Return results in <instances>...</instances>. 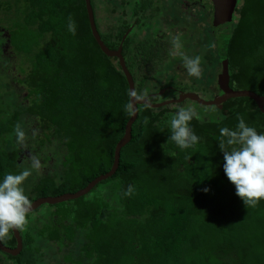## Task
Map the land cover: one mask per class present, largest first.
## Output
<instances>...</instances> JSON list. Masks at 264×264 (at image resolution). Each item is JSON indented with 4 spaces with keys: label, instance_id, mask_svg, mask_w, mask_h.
Here are the masks:
<instances>
[{
    "label": "trees",
    "instance_id": "1",
    "mask_svg": "<svg viewBox=\"0 0 264 264\" xmlns=\"http://www.w3.org/2000/svg\"><path fill=\"white\" fill-rule=\"evenodd\" d=\"M90 4L103 44L111 50L121 47L136 97L159 103L170 93L175 98L193 91L209 99L221 93L216 74L209 78L207 72V89L179 77L151 86L173 58L172 44L159 38L138 41L139 21L131 27V11L123 20L119 0H106L109 7L102 9L110 16L103 23L98 16L103 2ZM0 12L1 51L5 41L28 63L26 76L19 80L26 88V111L66 151L61 178L47 175L25 194L32 202L74 193L111 167L130 116L125 77L117 59L105 56L94 41L83 0H0ZM69 15L74 34L67 31ZM210 32L215 55L206 56V62L221 66L226 60L229 88L264 97V0H236L230 22L211 26ZM17 70L24 72L21 65ZM180 106H137L131 138L120 149L115 173L82 197L27 213L26 225L17 228L22 248L15 256L0 251L4 263L45 264L46 257L62 253L64 264H264V200L251 207L234 194L217 147L219 128H235L237 116L264 132V112L246 97L210 106L214 115L203 113L189 122L199 141L180 149L167 139L168 121ZM18 113L0 120V177L19 172L24 144L5 147ZM129 185L133 190L125 195ZM0 242L15 247L11 230Z\"/></svg>",
    "mask_w": 264,
    "mask_h": 264
},
{
    "label": "rangeland",
    "instance_id": "2",
    "mask_svg": "<svg viewBox=\"0 0 264 264\" xmlns=\"http://www.w3.org/2000/svg\"><path fill=\"white\" fill-rule=\"evenodd\" d=\"M100 1H102L103 4H100L101 9L98 12V16L101 17L100 22L103 23L105 18L110 16V13H107L102 9L103 5L107 6L105 8L109 7L106 4V0ZM109 1L116 2L118 0ZM177 7L176 3L173 2L169 8L175 10ZM116 12H118V10ZM176 13H173L172 16H174V18L172 19H169V14L162 16L159 15L157 22L154 21L155 19L151 22V24L156 23L152 30L155 31L157 38L163 39L172 44L173 37H179L181 48L179 49L178 54H171L173 58H168L169 61L167 60V65L161 68L164 72L160 73L161 75L159 77H155L151 80L150 84L151 86L156 87L160 85L163 80L169 81L174 77H179L185 82L194 83L195 86H198L199 88H210L211 84H208L207 81L204 80V73L207 72L208 77L210 78V76L218 74L220 71V65L217 62L213 61L209 64L210 60H207V62L205 60L206 56L209 58V56L213 57L215 55L213 38L209 36L211 35L210 16L205 14L198 18L197 14L194 13L193 16L183 19L180 14ZM2 17L3 15L0 12V18ZM148 24L149 22L144 24L142 29L148 28ZM2 43V51L0 48V120H7L14 112H20L18 113L19 117L15 128L5 137V147L10 150L14 146V143H16L15 129L19 126L25 133L23 148L20 145L18 146L21 147L20 150L23 151L22 154H19V171L25 168H31L33 158H36L40 165L38 169L31 168V175H29L22 183L24 192L28 194L30 189L47 175L54 177L56 180L61 178L63 171L65 170L61 165V161L63 155L66 154V151L62 143L53 137L51 130L40 125L34 116H29L27 113L26 108L29 105V102L28 100L23 99L26 93V88L23 83H19V80L26 76L25 72H27L28 68L27 60L23 55L15 54L5 41ZM170 50L172 52V46ZM184 56L200 57L201 72L199 76H190L187 73L183 63ZM169 62L171 63V66ZM208 64L209 66L204 69ZM19 65L24 68V72L21 74L17 70ZM213 91L216 92V90ZM158 92H160V90ZM194 93L204 100H210L205 94L200 95L198 92ZM175 98H177V96ZM170 99H173L171 93L168 94V99L166 100ZM180 104L186 107L190 106L199 117L202 116L203 113H207L208 115L215 114L214 109L209 110L210 106H202L190 100H184L183 102H180ZM41 213L42 210H39L37 215H40ZM78 243L80 244V241H78ZM40 244L43 248L46 246L42 242H40ZM52 249L54 250V248ZM62 252L65 255L67 250H63ZM52 253L54 254L55 251H52ZM3 255L4 254L0 253V264H8L4 263L5 258ZM45 261V264H54L55 261L59 264H64L62 261V253L56 254L52 257L48 256L45 258Z\"/></svg>",
    "mask_w": 264,
    "mask_h": 264
},
{
    "label": "clouds",
    "instance_id": "3",
    "mask_svg": "<svg viewBox=\"0 0 264 264\" xmlns=\"http://www.w3.org/2000/svg\"><path fill=\"white\" fill-rule=\"evenodd\" d=\"M67 31L75 33V23L69 15ZM181 48L179 37L172 39V52L178 54ZM183 63L190 76H199L201 72L199 56H184ZM198 118L190 106L177 107L168 121V137L178 148L186 149L195 145L198 137L191 129L190 121ZM25 133L19 126L15 129L16 142L24 143ZM217 147L222 153V171L226 179L234 186V194L244 205L254 207L264 200V132L257 130L237 116L235 128H219ZM39 161L32 159L31 168L38 169ZM31 168L17 173H5L0 177V239L7 237L11 229L22 228L27 223V213L31 201L22 187L23 181L31 175ZM129 185L125 195L132 192ZM202 191L207 192L204 188Z\"/></svg>",
    "mask_w": 264,
    "mask_h": 264
},
{
    "label": "water",
    "instance_id": "4",
    "mask_svg": "<svg viewBox=\"0 0 264 264\" xmlns=\"http://www.w3.org/2000/svg\"><path fill=\"white\" fill-rule=\"evenodd\" d=\"M83 1H84V7H85L86 17L89 24L90 32L94 41L96 42L99 49L105 56L109 58L117 59L118 66L125 77L127 83V90H128V103L130 109V116L126 121V123L124 124L122 137L118 140V142L114 147L113 161L109 171L97 176L92 181H90L84 188L77 190L74 193H64L58 196H47L33 200L31 202V207L28 213L33 212L35 209H37L43 204L54 205L82 197L86 195L97 183L111 177L115 173L118 167L120 149L130 141L131 126L137 117V106L139 105H146L151 108H159L169 104L180 103L184 100H190L202 106L220 107V105L228 99L246 97L251 99L253 102H255L259 110L261 112H264L263 96H259L250 90H233L229 88L228 86L229 76H228L226 60L221 61L220 71L216 75V86L221 93L216 95L210 100H204L194 92H181L178 94L177 98L164 100L159 103H150L146 97L145 98L136 97L134 92V84L132 77L125 66L124 59L121 54V47L118 46L117 49L111 50L103 44L94 24L93 11L90 4V0H83ZM210 1L213 7L212 26L217 27L221 24L230 22L234 11V7L236 5V0H210ZM163 91L164 90L162 89L158 93L161 94L163 93ZM11 234L15 240V247L8 248L3 246L0 242V251L4 254L15 256L20 252L22 248V243L17 228L11 229Z\"/></svg>",
    "mask_w": 264,
    "mask_h": 264
},
{
    "label": "flooded vegetation",
    "instance_id": "5",
    "mask_svg": "<svg viewBox=\"0 0 264 264\" xmlns=\"http://www.w3.org/2000/svg\"><path fill=\"white\" fill-rule=\"evenodd\" d=\"M119 1L121 2V6H122L120 10L121 13L123 14L122 15L123 20L128 19V17L130 16L129 11H131L135 15L133 20L131 21V25H132L131 27H134L137 24V21H139L141 28L139 29L140 35L138 41L140 42H151L153 38H157L156 33L155 35H152L153 33L152 28L154 27V25H156V23L151 24V22L153 19H155L154 21L157 22L159 15L162 16L169 14V19H172L174 18V16H172L173 13L177 12L176 14H180V16L183 19H185L189 16H193L194 13L197 14L198 18L200 16L208 14L210 16V27L212 26L213 7L210 0H119ZM173 2H175L176 5L178 6L175 10L169 8L173 4ZM148 22H149V24L147 25L148 28L142 29V26L144 24H147ZM131 27H129L127 31H129ZM213 92L214 94L217 93V91L216 92L213 91ZM214 96L215 95H213V97Z\"/></svg>",
    "mask_w": 264,
    "mask_h": 264
}]
</instances>
